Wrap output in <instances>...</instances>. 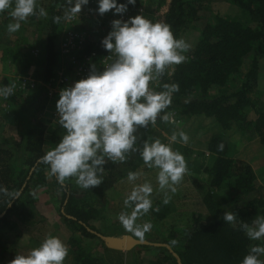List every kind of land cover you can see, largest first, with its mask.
Masks as SVG:
<instances>
[{
  "label": "rangeland",
  "instance_id": "374dc122",
  "mask_svg": "<svg viewBox=\"0 0 264 264\" xmlns=\"http://www.w3.org/2000/svg\"><path fill=\"white\" fill-rule=\"evenodd\" d=\"M51 2L52 0H37V8L43 7L46 11ZM64 3L63 17L56 35L58 61L55 75L68 76L69 66H66V60L60 53V45L66 33L68 31L85 32L89 37H92L93 41H97L98 46L103 48L101 41L111 30L109 22L118 19V14L114 15L109 10L110 12L102 16L99 15L96 11V0H89L87 5L81 7L79 13L71 12L69 0H64ZM200 6L198 19L193 21L179 38L188 43L189 48H193L197 43L201 24L204 21L213 22L215 16L236 18L241 22L248 20L243 11L226 0H202ZM162 8L159 0H136V4L128 9V18L140 14L148 20L149 18L155 20ZM10 10L0 12V46H3L0 48V79L6 77L11 85H15L14 92L18 102L13 103L0 99V139H19V129H24L27 117L32 114L34 108L37 109V102L43 97L45 107L31 121L34 124H40L44 129V152L46 153L57 144L53 141V134L58 125L55 105L59 98L58 86L53 83L47 85L38 77L47 31L46 18L38 15H34L32 18L30 16L21 22L18 31L9 33L7 25L15 22L9 15ZM247 23L255 26L252 22L247 21ZM253 53L259 57V75L257 85L250 94V98L254 105H259L264 103V54L259 51L256 44H254ZM249 63L250 57L245 58L241 72L247 69ZM27 64L28 66L25 67ZM172 66L167 69L170 71ZM225 88L228 91L231 90L229 85ZM218 91V87H213L209 90V94L214 95ZM171 113H168L169 121L164 122L155 139L170 144L171 149L181 153L185 159L187 171L181 182L176 185L175 193L159 190L156 180L158 170L146 167L143 161L139 162L138 158L134 156L137 154L133 153L128 155L124 163L109 161L103 166L104 172L101 179L102 182L105 180V186H107L103 189L97 188V186L81 189L75 183L74 177L67 178L63 183H60L61 186L67 185L71 190H74L76 197L96 210L97 215L90 222L95 228V233L104 236L122 234L133 236L124 230L117 217L121 213L131 212L132 206L126 207L124 200L134 186L143 183H150L153 187L150 197L152 208L137 220L138 224L148 222L152 225L151 230L145 234L143 239L145 241L169 245L170 233L177 232L181 235L185 228L193 225L196 218L200 220V223H205L212 216L226 212L231 200L227 188H211L208 179H205L202 174L203 168L211 164L214 156L206 149L213 136H220L226 141L228 156L239 159L247 156L254 157L258 162L255 163L257 170L261 165H264L262 145L252 133L238 127L223 130L212 118L202 115L184 116L176 113L170 116ZM246 116L248 120L256 118V114L251 108L246 109ZM155 129H158L156 123L139 128L136 132V146L139 147L142 140ZM181 131L187 134L189 138L187 143L179 140L178 134ZM173 133L177 134L176 142L170 140ZM130 171L138 174V178L134 182H129L127 179V174ZM110 172H112L113 179H105ZM263 177L264 174H261L260 181L262 183H264ZM30 193L32 194L30 201L34 206L32 213L34 218H23L19 212L20 209H16L8 217L6 226L0 227V252L2 254L0 264H9L15 255L27 254L32 248L38 247L48 235L59 237L67 248L69 238L75 237L86 252L102 258L108 264L131 263L133 257L131 250L127 252L105 250V245L98 236L83 237L80 232H74L64 224L60 215L62 213L61 189L56 186L49 175L46 183L31 184ZM165 198L168 199L167 204L163 202ZM23 205L25 204L22 203L21 208ZM157 258V250H142L140 253L141 264H152ZM70 260L71 255L68 254L64 264H69ZM170 263L171 261L165 264Z\"/></svg>",
  "mask_w": 264,
  "mask_h": 264
},
{
  "label": "trees",
  "instance_id": "16d2710c",
  "mask_svg": "<svg viewBox=\"0 0 264 264\" xmlns=\"http://www.w3.org/2000/svg\"><path fill=\"white\" fill-rule=\"evenodd\" d=\"M202 0H159L162 11L153 23L167 24L174 37L179 39L189 25L198 19V12ZM243 11L255 26L239 19L215 16L214 21H204L201 24L199 39L193 48L184 53L185 60L167 68L159 78L158 91H163L164 84H178L179 90L172 94L171 103L160 115L175 112L179 115H202L212 118L223 130L238 127L255 135L264 148V103L254 105L250 94L257 85L259 75V57L253 53L254 44L264 54V0H226ZM120 3L126 0H118ZM64 0H52L46 10L47 16L43 56L39 64L38 77L48 84L55 75L57 65L56 35L64 11ZM132 5H128V9ZM34 16H31V18ZM56 17H60L59 22ZM97 41L87 36L83 43V55L88 54L93 47L97 48ZM250 57V63L244 72L241 66L245 58ZM25 65V67H27ZM230 86L231 90L225 87ZM11 86L10 81L3 77L0 87ZM218 87L217 94L210 95L209 90ZM43 97L37 102V109L27 117L26 126L19 129V139H0V185L9 191L19 192L18 198L7 203V198L0 196V227L6 226L8 217L16 210L21 217L34 218L30 199L31 184L46 183L48 166L41 163L44 152V129L40 124L31 120L45 107ZM17 103L16 93L7 99ZM251 108L256 118L248 120L246 109ZM165 121L159 116L156 120L158 129L151 132L143 140L151 142L158 135ZM64 129L56 126L53 141L58 143L64 134ZM140 143L138 146L141 147ZM222 146V147H220ZM206 149L214 154L212 162L203 168L202 174L208 179L213 189L227 188L230 204L226 212L237 214L235 224L223 221V213L212 216L207 222L200 223L195 219L191 227L185 228L181 235L170 233L168 242L172 250L180 257L182 264H240L247 254L250 245L261 243L250 241L239 230L241 222L250 223L257 215H264V185L256 181V175L251 165L239 158L227 155V143L220 136H213ZM133 154L142 159L139 152ZM52 181L61 189L60 214L64 224L74 232H80L83 237H97L91 221L96 217V210L84 204L76 197L74 190L67 185L61 186L55 176ZM112 172L105 179L112 180ZM204 179V180H205ZM105 181V180H104ZM97 188L103 189L105 182ZM25 205L22 206L21 204ZM5 224V225H4ZM180 235V236H179ZM102 241V240H101ZM103 243V241H102ZM105 250H109L104 246ZM142 250H157L158 258L152 264H177L175 258L164 246L141 245L139 249H132L130 264H141ZM68 254L71 255L69 264H108L102 258L86 252L75 237L68 240ZM0 258L2 254L0 252ZM264 260V256L260 257ZM2 264V263H1Z\"/></svg>",
  "mask_w": 264,
  "mask_h": 264
},
{
  "label": "clouds",
  "instance_id": "9594fccd",
  "mask_svg": "<svg viewBox=\"0 0 264 264\" xmlns=\"http://www.w3.org/2000/svg\"><path fill=\"white\" fill-rule=\"evenodd\" d=\"M69 3L71 12L79 13L89 0H69ZM96 3L99 15L111 10L114 15L122 16L136 0L124 3L96 0ZM8 9L15 21L7 25L9 33L18 31L21 22L30 16H47L43 7L37 8V0H0V12ZM55 19L59 22L60 17ZM101 44L114 58L102 71L93 66L85 78L59 91L56 122L65 131L56 146L41 157V163L48 166L49 176H55L57 182L74 177L81 189H89L101 184L107 162L124 163L130 153L139 152L146 167L158 170L159 190L175 193L176 185L187 171L183 155L159 139L144 141L137 147L136 132L154 124L158 116L162 121H169L167 114H160L170 105L172 94L179 90L178 84H164L163 91L155 92L149 83L162 77L169 66L182 63L190 46L183 39L175 38L167 24L153 23L140 14L127 20H112L111 30ZM14 87H0V99L11 96ZM178 135L181 142H188L186 133L181 131ZM170 140L176 142L177 134L173 133ZM137 178V173L128 172L129 182ZM152 193L150 183L134 186L124 200L126 207L132 206L131 212L117 217L124 230L141 241L152 225L138 224L137 220L152 208ZM0 196L10 203L18 198L19 192L0 185ZM163 202L167 204L168 199ZM236 218L237 214L231 211L222 216L229 224H235ZM239 230L248 240L261 242L250 245L240 264H264L260 259L264 256V215H257L250 223L241 222ZM67 255L68 248L62 240L48 235L38 247L27 254L15 255L9 264H64Z\"/></svg>",
  "mask_w": 264,
  "mask_h": 264
},
{
  "label": "built area",
  "instance_id": "2783aa9c",
  "mask_svg": "<svg viewBox=\"0 0 264 264\" xmlns=\"http://www.w3.org/2000/svg\"><path fill=\"white\" fill-rule=\"evenodd\" d=\"M128 16L129 14L127 10V12L122 16L118 14V19L127 20ZM109 25H111V22H109ZM87 36L88 35L85 32L74 33L68 31L63 38L60 45V53L62 58L66 60V66H69V75H54L50 83L47 84H56L58 86V94L62 88L70 87L75 81L89 75L93 66L97 71H102L104 67L114 58L104 48L98 46V44L96 45L97 48L93 47L88 54L83 55L81 50H83V43L85 42ZM158 82L159 79L151 81L149 83V88L155 92H159ZM174 114L176 113L172 112L170 116H173ZM56 115L58 116V114Z\"/></svg>",
  "mask_w": 264,
  "mask_h": 264
},
{
  "label": "water",
  "instance_id": "95a60500",
  "mask_svg": "<svg viewBox=\"0 0 264 264\" xmlns=\"http://www.w3.org/2000/svg\"><path fill=\"white\" fill-rule=\"evenodd\" d=\"M95 234L103 241L104 245L107 248L122 252H127L132 249H139L141 245L164 246L170 252V254L175 258L177 264H182L180 257L167 244L153 243L145 240L141 241L128 234H122L117 236H109V235L104 236L99 233H95Z\"/></svg>",
  "mask_w": 264,
  "mask_h": 264
},
{
  "label": "crops",
  "instance_id": "0c3cea01",
  "mask_svg": "<svg viewBox=\"0 0 264 264\" xmlns=\"http://www.w3.org/2000/svg\"><path fill=\"white\" fill-rule=\"evenodd\" d=\"M1 47H3V46H0V48ZM262 150H263V155H264V148L262 147L261 148ZM264 157V156H263ZM244 161H246V162H248L250 165H251V167L253 168V170H254V173H255V175H256V181H257V183L258 184H260V185H264V183H262L261 181H260V177H261V174H264V165H261V167H260V169L259 170H257L256 169V167H255V163H258L257 162V159H255L254 157H250V156H247V157H245V158H242ZM261 159V158H260ZM264 159V158H263ZM259 160V159H258ZM258 166V165H257ZM257 170V171H256ZM263 179H264V177H263Z\"/></svg>",
  "mask_w": 264,
  "mask_h": 264
}]
</instances>
